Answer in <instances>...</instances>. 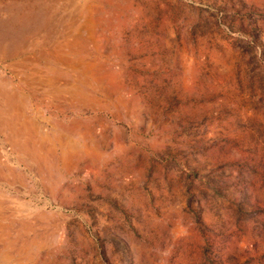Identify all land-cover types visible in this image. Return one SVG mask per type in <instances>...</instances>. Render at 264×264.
I'll return each mask as SVG.
<instances>
[{
    "label": "rangeland",
    "instance_id": "rangeland-1",
    "mask_svg": "<svg viewBox=\"0 0 264 264\" xmlns=\"http://www.w3.org/2000/svg\"><path fill=\"white\" fill-rule=\"evenodd\" d=\"M0 264H264V0H0Z\"/></svg>",
    "mask_w": 264,
    "mask_h": 264
}]
</instances>
